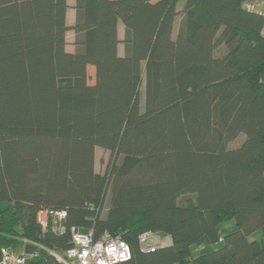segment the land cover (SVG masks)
<instances>
[{"label":"trees","instance_id":"trees-1","mask_svg":"<svg viewBox=\"0 0 264 264\" xmlns=\"http://www.w3.org/2000/svg\"><path fill=\"white\" fill-rule=\"evenodd\" d=\"M248 1L75 0L70 26V0H0V250L64 253L77 227L126 241L118 264H264V17ZM42 209L66 211L62 234ZM145 232L171 245L143 252Z\"/></svg>","mask_w":264,"mask_h":264},{"label":"built area","instance_id":"built-area-1","mask_svg":"<svg viewBox=\"0 0 264 264\" xmlns=\"http://www.w3.org/2000/svg\"><path fill=\"white\" fill-rule=\"evenodd\" d=\"M245 8L264 17V0H251ZM66 211L42 209L37 214L38 223L47 231L53 223L51 231L62 234L65 231L64 222ZM72 246L64 253L47 249L38 242L24 240L35 249L28 251L25 247L21 251L11 248L0 250V264H29L31 259H37L42 251L48 252L54 258V264H118L131 257V249L121 237H115L105 232L96 239L92 232L83 233L77 227L71 229ZM139 243L143 252H154L159 248L171 245V238L158 232H145L139 236Z\"/></svg>","mask_w":264,"mask_h":264},{"label":"rangeland","instance_id":"rangeland-1","mask_svg":"<svg viewBox=\"0 0 264 264\" xmlns=\"http://www.w3.org/2000/svg\"><path fill=\"white\" fill-rule=\"evenodd\" d=\"M69 3H70L71 7L69 8L68 13H67V23H68V25L69 24L71 25L75 19V11H74L75 0H70ZM181 4H184V0H182V2L179 4V8L182 6ZM179 24H180V17H178L176 20L175 28H174L175 29L174 34L177 33ZM120 37H123L122 33L120 34ZM74 39H75L74 33L71 31L68 32V34H67V42H68L67 50L68 51L74 50V43H73ZM123 48H124V44L121 45V51ZM143 68H144V66H143ZM89 75H91L90 82H93L94 81V71H92L91 68L89 70ZM144 90H145V72L143 74V84L141 87V92L143 93L142 94V103H144V101H145ZM242 135H244V134H241V138L239 136L238 137L239 139L237 138V140L235 142L231 143V147H237L241 144L242 139L244 138ZM111 159H112V155L109 151L104 150L102 148H96V151H95V170H96V172H98L100 174H106V172L108 170V165H109ZM110 196H111V194H110V192H108L107 197L105 199L103 216H105V214L107 213L108 208L110 206ZM52 226H53V223L51 222L50 229H52ZM261 237H262L261 233H257L255 235H253L250 239H253V238L260 239Z\"/></svg>","mask_w":264,"mask_h":264},{"label":"crops","instance_id":"crops-1","mask_svg":"<svg viewBox=\"0 0 264 264\" xmlns=\"http://www.w3.org/2000/svg\"><path fill=\"white\" fill-rule=\"evenodd\" d=\"M71 7V6H70ZM75 11V10H74ZM74 23H75V19H74V21H73V23L70 25V26H72V25H74ZM175 28V27H174ZM175 30V29H174ZM70 32V31H69ZM71 32H73V31H71ZM74 33V32H73ZM123 34V37H120V34ZM68 34V33H67ZM118 34H119V38H120V40H123L124 39V35H125V27H124V25L122 24V23H119V25H118ZM74 38H75V34H74ZM75 40V39H74ZM73 43H74V41H73ZM121 45H122V43L119 45V47H118V52H119V54L122 56V55H124V52H125V48H123L122 49V51H121ZM74 51V50H73ZM73 51H70V52H73Z\"/></svg>","mask_w":264,"mask_h":264}]
</instances>
